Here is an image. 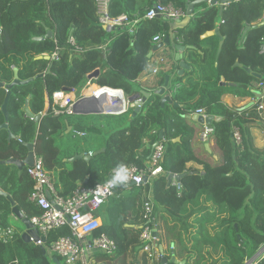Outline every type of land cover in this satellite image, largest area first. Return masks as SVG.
<instances>
[{
  "label": "trees",
  "instance_id": "obj_1",
  "mask_svg": "<svg viewBox=\"0 0 264 264\" xmlns=\"http://www.w3.org/2000/svg\"><path fill=\"white\" fill-rule=\"evenodd\" d=\"M163 1L186 10L194 0ZM153 3L152 0H111L112 15L125 13L131 20H137L131 33L129 27L109 30L102 25L95 0H0V24L4 30L0 40V80L13 83L16 70L21 80L35 77L12 89L8 103L9 128L0 129V185L4 189L9 185L17 206L30 218L41 213L29 201L34 181L27 169L18 173L12 170L13 164L2 163L26 154L27 143H35L36 152L43 157L45 170L52 176L57 191L67 196L80 183L93 187L107 181L120 164L144 167L153 145L162 140L165 174L143 184L117 189L97 213L103 218L97 235L108 234L116 241L117 250L113 255L97 251L95 264H151L145 256H140L143 245L140 234L147 223L143 203L151 193L157 242L169 248L170 254L185 261L184 264H245L264 247V149L254 146L250 133L255 125L264 127V119L256 105L238 112L223 105L221 97L227 91L243 97L256 96L255 83L264 81V53L260 51L264 25L254 27L264 20V0L233 2L221 15L217 6L198 5L202 11L177 30L176 37H181L187 45L202 47L207 42L211 46L212 58L205 51L207 59L213 60L211 72L196 84L180 87L174 98L183 103L187 114L206 107L207 113L222 117L214 124L207 140L215 142L216 158L211 151H199L201 143L195 140L200 128H195L183 112L169 110L156 94L143 103L135 116L131 108L121 115L56 116L50 112L40 123L26 117L25 103L29 96L31 110L39 114L45 110L47 99L51 102L55 91L82 90L89 74L96 70L99 75L93 78V83L123 89L129 97L141 92L136 81L152 63L149 53L154 36L173 35L176 31L171 21L162 17L144 18ZM220 17L223 43L217 58L220 37L215 33L205 34L217 28ZM247 25L251 29L242 40ZM49 30L54 32L53 37L34 39L45 36ZM72 38L75 45L71 43ZM106 41L111 43L105 58L99 47ZM77 46L83 50H77ZM57 49L59 59L53 57ZM40 55H49L51 59H39ZM194 73L191 71L188 77ZM39 74L44 75L37 78ZM222 77L228 83L222 84ZM5 99L6 92L2 89L0 126L6 121L2 110ZM67 124L87 133L81 144L75 143L82 147H75L74 152L95 153L103 148L104 151L94 154L90 160L73 161L69 169V162L64 159L74 152L67 153L57 143V139L65 136ZM234 124L244 135L241 150L232 139ZM161 130L164 139L160 138ZM10 133L22 142L19 138L9 139ZM191 161L203 169L188 166ZM170 173L183 174V177L177 184L170 183ZM12 213L11 202L0 194V227L12 224ZM62 236H72L68 226L52 231L48 242ZM154 263L164 264L162 260ZM0 264L67 263L60 256L45 254L41 246L26 242L16 232L10 240L0 238ZM256 264H264V252Z\"/></svg>",
  "mask_w": 264,
  "mask_h": 264
},
{
  "label": "built area",
  "instance_id": "obj_2",
  "mask_svg": "<svg viewBox=\"0 0 264 264\" xmlns=\"http://www.w3.org/2000/svg\"><path fill=\"white\" fill-rule=\"evenodd\" d=\"M239 1V0H238ZM96 10L99 22L109 30H115L121 27H129L130 32H134L137 20H131L125 13L114 16L111 14V0H95ZM229 4H226L228 6ZM160 16L168 21H178L187 16L186 10L175 6L172 2L165 3L163 0H154L153 5L144 14V18L152 20ZM3 27L0 24V40L3 37ZM165 35L157 34L154 36V44L163 42ZM71 43L75 45L72 38ZM111 41H106L99 48L103 51L104 57L108 55ZM77 50H83L76 47ZM261 53H264V38L261 41ZM59 49L53 53L55 59H59ZM167 58L164 55L157 57V63L153 68V74L160 72V65L166 63ZM15 68V66H12ZM1 81V80H0ZM3 82V81H1ZM4 83L3 90L8 93L10 89L7 87L10 83ZM257 91L264 89V81L255 83ZM92 87L91 81H88L85 87L80 91L67 92L65 90H57L53 93L51 99V113L59 115H73L76 113L75 104L82 98L87 97L86 89ZM97 87V86H96ZM85 88V89H84ZM263 92V91H262ZM107 93L105 101L100 106L99 113L121 115L129 112L131 102L123 89H115L108 86H98V90H93L90 96L101 98ZM137 101L142 102V96L139 95ZM260 115L264 119V95L258 97L254 103ZM196 113L205 115L204 108L196 110ZM40 112V115H43ZM233 141L238 150L244 147V135L240 127L236 124L232 127ZM209 130H206L202 138L208 139ZM74 136L84 135L80 130L73 131ZM22 142V139L19 138ZM93 153L91 152L90 155ZM165 154V144L161 140L158 145L152 149L151 155L144 167L135 164L128 166L130 170V178L126 183V187L131 184H143V178L148 177V181L165 174L162 162ZM114 171V170H113ZM112 171V174H113ZM31 179L34 181V190L29 196V201L35 204L41 210L40 214L31 216L29 219L34 225L39 239L30 236V241L45 248L50 255L60 256L67 264H95V253L100 251L105 254L113 255L117 250L116 241L106 233L97 232L101 229L103 223L97 215L100 208L105 205L108 198L113 196L117 191L118 185L112 186L108 181L97 183L93 187H87L79 184L74 192L64 196L60 194L54 184L53 178L47 173L44 166L43 157L35 153V161L32 167L27 169ZM112 176V175H111ZM177 184L178 181H173ZM146 211L145 218L147 223L143 226L140 239L143 242L140 250V256H145L150 262L163 260V248L157 242L155 235L156 222L153 217V198L152 195L143 203ZM68 226L72 236H62L58 239L48 242L50 233L54 230ZM9 231L8 233H10ZM45 239V240H44Z\"/></svg>",
  "mask_w": 264,
  "mask_h": 264
},
{
  "label": "crops",
  "instance_id": "obj_3",
  "mask_svg": "<svg viewBox=\"0 0 264 264\" xmlns=\"http://www.w3.org/2000/svg\"><path fill=\"white\" fill-rule=\"evenodd\" d=\"M152 1H154V0H152ZM208 6L211 7V5L209 3H208ZM217 7H219V6H217ZM201 11H202V8L200 6H198V7H196L194 9V12L192 13L191 17H187L186 16L183 19H181L180 21H171L172 28L176 29L174 34L170 35L172 44L170 46L165 45L160 51H157V52L154 53V55L151 57V60H152L151 65L140 74V76L138 77V79L136 81L137 82V86L141 89V92H135L131 96L136 95V94H139L140 96H143V94H142L143 91L150 92L152 95H154V92L157 91L158 89H160L161 87H163V85L165 83V78H164V82L162 80L164 74L167 73L168 75H170L171 76L170 77V87H169V90H168V94L171 95V101H166L165 103H163L162 102V97H161L162 104L164 106H167L169 108V110H171L173 112H176V109L178 111L183 112L184 113L183 116L185 118H187L189 120V122L195 128H200V131L198 133V137L195 140V143L196 142L201 143V145L198 148L199 151H202V149H206L205 144L208 143L209 144V149H206V150L213 152V154H214V156L216 158L218 155H217L216 152H214L215 142L212 141V142L209 143L207 141L208 139L204 140L202 138V135H203V133L206 130H209L208 134H210L213 131L214 124L216 122L222 120V117L220 115L209 114V113H207L206 107H202L206 111L204 116L205 117L206 116H213L214 119H213L211 125H208L206 123H201V122H199L198 120H196L194 118L195 115L198 114V113H196V111H194L191 114H187L183 103L179 102L178 100H176L174 98V95L177 93V91L180 89V87L183 88V86L185 84L193 85V84L198 83L199 81H201L204 78L205 75L209 74L211 72L212 68H213V60L212 59H207V55L205 53V51H207L210 54V58H212L213 54H212L211 46L207 42H205L202 45V47L194 46L195 48H191V49H187L186 48V50L183 52L184 56H183L182 60L186 64H188L187 68H183L180 65L179 61H176V59H175L176 58V54L179 53V51H177L175 49V45L180 43V44H182L184 46H189V45L183 43V40H182L181 37H178V36L176 37L177 30H179V28H182L185 25V23L187 25L192 19L194 20V16L197 13L201 12ZM220 25H221V23L217 26V28H219V33L221 35ZM213 33H214V31L208 32V33L205 34V36H210ZM220 35H218V36L220 37ZM220 40H221V42H223L222 37L219 38V41ZM220 44H219V51H218V54H217V58L220 56V53H221V50H222V47H221ZM161 54L166 56L167 61H166V63L160 65V72L158 74L154 75L153 71H152V68L156 64H158L157 63V57L159 55H161ZM205 60H206V62H205ZM191 71H193L195 73L192 75L191 78H189L188 76H189V73H191ZM92 80L93 79H89V81H91V85L92 86H97V87L100 86V85H98L96 83H93ZM221 83L222 84H226V83H228V81L225 79V77H222L221 78ZM115 89H120V88H115ZM88 90L89 89H86L85 92L87 94V97H90L91 93H89ZM262 91H257V92H262ZM74 92H76V91H74ZM87 97H85V98H87ZM30 98H31V96H29L27 98V100L29 101V109L31 110V108H30ZM257 99H258L257 96H245V97L239 96L234 91H227L221 97V101H222L223 105H225L229 109L236 110L238 112H242V111L250 109L253 105L250 106L249 108H246V106H248L249 104L255 103L257 101ZM25 108H26V103H25ZM133 111H134V108H133ZM31 112H33V111L31 110ZM50 112H51V102H50L49 99H47L46 107H45V110L43 111V113H44L43 115H40V113L36 114V113L33 112L35 115H39L41 117L39 121H36V120H34V121L40 123L41 119H43V117L47 116V114L50 113ZM25 114H27L26 110H25ZM75 114H77V115H91V114L100 115L101 113H89V114H83V113L82 114H78V113H75ZM132 116H133V113H132ZM69 126H71L73 128L70 131L71 133H73V131L76 130V128L73 125L67 124V127H66L67 129L65 131V136L60 137L59 139H57V143L62 146V149L66 150L67 153L70 154V153L75 151V147H77V146H79L80 148L82 147L81 145H76L75 143L77 142V143L81 144V140L83 138L87 137V133L82 131V132L85 133L84 135L74 136V134H71V137H69L68 134H66V132L70 130ZM250 133H251V136L253 138L254 146L256 148L260 149V150H263L264 149V127L259 126V125H255V126H253L250 129ZM66 136H68V137H66ZM16 138L18 139L19 137L17 136ZM18 141H19V139H18ZM148 143L149 142L147 140H145V145L146 144L148 145ZM34 146H35V148H34L35 153L37 154L35 143H34ZM28 152H29V150L27 149V153L26 154H22L21 156L16 157V159L25 160L27 158V156H28ZM91 152L93 153V151H90V152L77 151V152H74L73 156L75 154H78V153L90 154ZM73 156H71V157H73ZM71 157L65 158L64 160L68 161L67 159H69ZM10 159H12V158H10ZM71 163L72 162H69V164H68V168L69 169L71 168ZM7 164H13V163H7ZM13 166L14 167L12 168V170L13 171H17L18 173H22L24 170L29 168V167H25L24 169L20 170V168L16 164H13ZM188 166H191V167L199 169V170L203 169L202 165H199V164H197L194 161L189 162ZM8 188H9V185H7V188H5V189L0 185V191L6 193V195H10L13 198V200H14L13 194L8 190ZM6 195H3V196H5L9 200V198ZM150 195H152V193ZM15 202H16V206H17V201H15ZM12 207H13V205H12ZM22 212L24 213V211H22ZM24 215H25V213H24ZM97 215L101 218L102 223H103V218L99 214H97ZM26 217H28V216H26ZM10 221H12V224L7 226L6 228L0 227V238H2L5 241L6 240H10L11 238H13V236L15 235L16 232H20L23 235V233L27 230V228H26L25 224L23 223V221L21 219H19L14 214V212L10 216ZM17 226H19L18 229H17ZM126 226L131 227L132 224H126ZM9 231H11V232L8 233ZM26 242H28V241H26ZM29 242H31V241H29ZM163 252H164V255L168 258L169 262H171L170 260H171L172 256H175L177 258V260H179L180 262L182 261L175 254H170L169 248H167V247L163 248ZM45 254H47V253H45ZM150 263L151 264H155L154 262H150ZM184 263H185V261H184Z\"/></svg>",
  "mask_w": 264,
  "mask_h": 264
},
{
  "label": "water",
  "instance_id": "obj_4",
  "mask_svg": "<svg viewBox=\"0 0 264 264\" xmlns=\"http://www.w3.org/2000/svg\"><path fill=\"white\" fill-rule=\"evenodd\" d=\"M238 0H194L190 3H188L187 5V9H186V13H187V17L191 16L192 13L194 12V9L196 8V6L198 5H201V4H204V3H209L211 6H219L220 8V15L222 14L223 10L226 8V4H231L233 2H236ZM160 16H157V18H159ZM180 21V20H178ZM222 19L221 17L218 19V25L221 23ZM258 25H264V20L259 23V24H256L254 25L255 26H258ZM251 29V26L250 25H247L243 31V34H242V40L245 38L246 34L248 33V31ZM214 33L220 35L219 33V28H216L214 30ZM54 36V32L49 30L47 32V34L45 36H40V37H35L34 39H39V40H42L46 37H53ZM221 37V35H220ZM222 43L221 42V47H222ZM172 43H171V36L170 35H166L164 37V40L163 42L159 43V44H155L152 48V50L150 51L149 53V57H152L154 55L155 52L157 51H160L165 45L167 46H170ZM187 49H191V48H195L194 46H184L182 44H177L175 45V49L177 51H179L178 54H176V61H179L180 65L183 67V68H187L188 65L182 60L183 59V52ZM39 59H42V58H45V59H50L51 57L49 55H40L38 57ZM51 70L49 69L48 72H50ZM182 72V71H181ZM180 72V73H181ZM44 74H39L37 75L36 77H40V76H43ZM99 75V70H96L92 73L89 74V79H93L95 77H97ZM254 76L258 77V78H262V75L258 74V73H254ZM170 75H166L165 76V83L163 85V87H161L160 89H158L157 91L154 92V94L156 95H159L162 97V102L165 103L166 101H171V95L168 94V90H169V87H170ZM35 79V77L33 78H29L27 80H21L18 78V70H16V79L13 83H10L7 85V87L10 89V91L8 93H6V99H5V102H4V105L2 107V110L5 114V119L6 121L0 126V129L2 128H6L8 129L9 128V111H8V103H9V100L12 96V89L13 87L16 85V84H26V83H29L31 81H33ZM4 87V83L0 81V90H2ZM143 96H142V102H139L137 101V99L139 98V94H136V95H133L129 98V101L131 102V107L134 108V111H133V116L137 115V113L140 112L141 110V106L143 105V103H145L148 98L152 95L150 92H145L143 91L142 92ZM264 94V90L263 92H257L256 96L257 97H261L262 95ZM106 96L108 95H104L103 97L101 98H96L94 96H90V97H87V98H82L81 100H79L76 104H75V111L76 113L78 114H89V113H99V110H100V106L102 105V103L105 101V98ZM254 105V103L252 104H249L248 106H246V108H249L250 106ZM245 108V109H246ZM26 116L33 119V120H36V121H39L40 120V116L39 115H35L33 112H31V110L29 109V101L27 100L26 101ZM196 120H198L199 122L201 123H206L208 125H211L212 124V121L214 119L213 116H203L201 114H196L195 117H194ZM69 131L66 132V134H69L70 131L73 129L71 126H69ZM12 138H16V136L12 133H10V136H9V139H12ZM160 138L161 139H164V131L161 130L160 131ZM177 140H180V138H177ZM176 140V141H177ZM159 141L156 142L154 145H153V148L154 149L157 145H158ZM29 152H28V156L25 160H19V159H16V158H12V159H9L7 161H3L2 163H13V164H16L20 170L24 169L25 167H32L33 164H34V161H35V146H34V143H27L26 144ZM205 147L206 149H209V144L206 143L205 144ZM101 151H104V149L98 151V152H95L94 154L96 153H99ZM93 154V155H94ZM93 155H90V154H84V153H78V154H75L73 157L67 159L69 162H73L77 159H85V160H90ZM197 171H191L190 173H196ZM183 177V174H173V173H170L168 175V180L170 183H172L173 181H180V179ZM88 181V178L87 180ZM143 181L144 182H148V177L145 176L143 178ZM133 185H136V184H131V186ZM126 187L125 184H119L118 185V188L117 189H121V188H124ZM0 194L2 195H6V193L4 192H1L0 191ZM9 200L11 201L12 205H13V212L14 214L23 221V223L25 224L27 230L23 233V238L26 240V241H30V236H34L36 238V240H38L40 237L34 227V225L31 223L30 219L28 217H26L24 215V213L16 206V202L13 200V198L10 196V195H6ZM155 235L157 236V231L155 230ZM45 240V239H44ZM43 251L44 253H47L46 249L43 248ZM264 252V247L261 248L250 260H248L245 264H256L258 258L260 257V255ZM54 260L56 262H60V260L57 258V257H54ZM163 263L164 264H167L169 262L168 258L165 257L163 258ZM172 262H175V263H180V264H184V261H179L177 260V258L175 256H172L171 260Z\"/></svg>",
  "mask_w": 264,
  "mask_h": 264
},
{
  "label": "clouds",
  "instance_id": "obj_5",
  "mask_svg": "<svg viewBox=\"0 0 264 264\" xmlns=\"http://www.w3.org/2000/svg\"><path fill=\"white\" fill-rule=\"evenodd\" d=\"M130 175L131 173L129 168L124 164H120L114 169L113 174L108 181V184L115 186L126 183L129 180Z\"/></svg>",
  "mask_w": 264,
  "mask_h": 264
},
{
  "label": "bare ground",
  "instance_id": "obj_6",
  "mask_svg": "<svg viewBox=\"0 0 264 264\" xmlns=\"http://www.w3.org/2000/svg\"><path fill=\"white\" fill-rule=\"evenodd\" d=\"M93 90H98V87H95ZM93 90H92V91H93ZM92 91H89V90H88L89 93H92ZM106 95H107V93H106Z\"/></svg>",
  "mask_w": 264,
  "mask_h": 264
},
{
  "label": "rangeland",
  "instance_id": "obj_7",
  "mask_svg": "<svg viewBox=\"0 0 264 264\" xmlns=\"http://www.w3.org/2000/svg\"><path fill=\"white\" fill-rule=\"evenodd\" d=\"M19 228V226H17V229Z\"/></svg>",
  "mask_w": 264,
  "mask_h": 264
}]
</instances>
